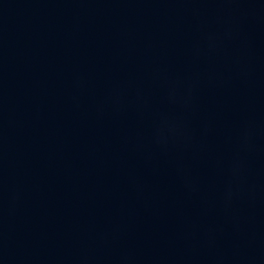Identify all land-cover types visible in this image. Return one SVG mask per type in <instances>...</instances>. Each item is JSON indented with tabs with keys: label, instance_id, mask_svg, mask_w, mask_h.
Here are the masks:
<instances>
[{
	"label": "water",
	"instance_id": "95a60500",
	"mask_svg": "<svg viewBox=\"0 0 264 264\" xmlns=\"http://www.w3.org/2000/svg\"><path fill=\"white\" fill-rule=\"evenodd\" d=\"M0 264H264V0H0Z\"/></svg>",
	"mask_w": 264,
	"mask_h": 264
}]
</instances>
